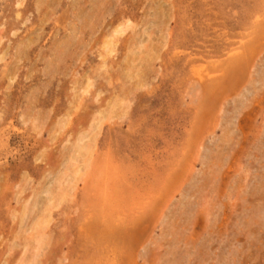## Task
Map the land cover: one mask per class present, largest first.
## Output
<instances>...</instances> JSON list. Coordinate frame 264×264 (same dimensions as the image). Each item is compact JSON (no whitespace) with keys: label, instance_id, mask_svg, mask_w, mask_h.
<instances>
[{"label":"rangeland","instance_id":"rangeland-1","mask_svg":"<svg viewBox=\"0 0 264 264\" xmlns=\"http://www.w3.org/2000/svg\"><path fill=\"white\" fill-rule=\"evenodd\" d=\"M0 264H264V0H0Z\"/></svg>","mask_w":264,"mask_h":264},{"label":"bare ground","instance_id":"bare-ground-1","mask_svg":"<svg viewBox=\"0 0 264 264\" xmlns=\"http://www.w3.org/2000/svg\"><path fill=\"white\" fill-rule=\"evenodd\" d=\"M41 219V218H40ZM42 222V221H41ZM46 225V224H45ZM38 226H39V224H38ZM44 226V225H43ZM41 227V226H40Z\"/></svg>","mask_w":264,"mask_h":264}]
</instances>
